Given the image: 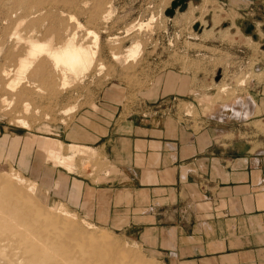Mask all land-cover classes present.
Returning <instances> with one entry per match:
<instances>
[{"label":"rangeland","instance_id":"rangeland-1","mask_svg":"<svg viewBox=\"0 0 264 264\" xmlns=\"http://www.w3.org/2000/svg\"><path fill=\"white\" fill-rule=\"evenodd\" d=\"M229 7L223 0H0V137L20 136V150L28 137L59 139L64 154L73 156V168L67 170L31 146L27 168L10 154L0 156V178L21 173L36 183L29 190L35 208L55 213L64 203L87 231L108 236L119 250L129 251V261L165 264L150 239L155 235L145 239L139 227L98 225L96 218L50 193L48 175L55 170L78 182L110 186L114 169L101 145L114 123L163 101L168 112L198 118L245 96L260 99L264 35L247 34V23H241L248 20ZM29 37L53 47L71 38L97 53L82 75L68 72L70 82L63 87L62 71L45 55L25 76L19 72ZM110 88L118 97L107 94ZM259 118L256 126L264 131ZM73 144L80 149L74 151ZM5 238L0 239V264H20L23 250Z\"/></svg>","mask_w":264,"mask_h":264},{"label":"crops","instance_id":"crops-1","mask_svg":"<svg viewBox=\"0 0 264 264\" xmlns=\"http://www.w3.org/2000/svg\"><path fill=\"white\" fill-rule=\"evenodd\" d=\"M223 1L248 20L247 34L264 35V0ZM107 94L118 97L111 88ZM162 103L111 127L101 145L114 169L110 186L53 170L49 192L98 225L155 235L165 264H264V131L256 126L264 92L198 118ZM20 139L0 137V156L27 168L30 147H39L28 137L20 150Z\"/></svg>","mask_w":264,"mask_h":264},{"label":"bare ground","instance_id":"bare-ground-1","mask_svg":"<svg viewBox=\"0 0 264 264\" xmlns=\"http://www.w3.org/2000/svg\"><path fill=\"white\" fill-rule=\"evenodd\" d=\"M89 33L93 32L89 31ZM94 35V41L96 42L98 36ZM29 38L32 41L28 42L30 45L28 44L25 57H21L20 59L19 68H17L19 72L23 73V75L25 72H29L28 69L32 67L33 63L40 56L45 55L50 59L54 65L53 67L59 68L62 71L60 73L63 75L61 77L63 87L70 82L67 79L69 77L68 72L76 76L78 74L82 75L85 71L89 70L97 53L94 52L95 50L92 52L93 48L91 50L89 47L79 44L71 38H66V41L64 40L59 46L54 45L55 47L51 46L50 43L38 42L35 41L36 39ZM130 51L131 55H135L136 50H132L134 54ZM5 75L7 76L8 74L5 73ZM11 83L9 81V84ZM13 84L16 83L13 82ZM12 86L9 87L13 88ZM33 141L39 147L37 149L41 157L50 159L56 164H63L68 169L71 168L72 164H70L69 158L65 159L66 155L64 159H62L63 157L61 158L62 144L60 140L36 136L33 138ZM72 146L73 150L80 149L78 145ZM27 180L19 172H16L7 179L0 178V239L6 237L12 241V244H17L19 250H23L24 253L21 256L19 255L18 263L144 264L137 262V260L136 262H133L131 259L129 261L131 253L126 250H119L108 236L103 234L95 235L87 231L78 220H75L77 218L74 217V213L68 210L64 203L55 210V213L35 208V206L31 205L34 201L29 190L32 188L35 190L34 186L36 183L27 182Z\"/></svg>","mask_w":264,"mask_h":264}]
</instances>
